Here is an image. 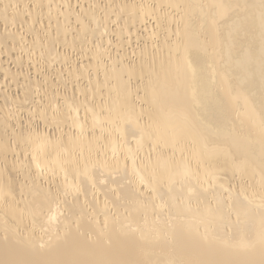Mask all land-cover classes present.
<instances>
[{
  "label": "bare ground",
  "instance_id": "bare-ground-1",
  "mask_svg": "<svg viewBox=\"0 0 264 264\" xmlns=\"http://www.w3.org/2000/svg\"><path fill=\"white\" fill-rule=\"evenodd\" d=\"M0 264H264V0H0Z\"/></svg>",
  "mask_w": 264,
  "mask_h": 264
},
{
  "label": "rangeland",
  "instance_id": "rangeland-1",
  "mask_svg": "<svg viewBox=\"0 0 264 264\" xmlns=\"http://www.w3.org/2000/svg\"><path fill=\"white\" fill-rule=\"evenodd\" d=\"M16 46V45H15ZM18 48V46H16V48L15 49H17ZM16 52L18 53V51L16 50ZM76 54V53H75ZM75 54H73L72 56H74Z\"/></svg>",
  "mask_w": 264,
  "mask_h": 264
}]
</instances>
